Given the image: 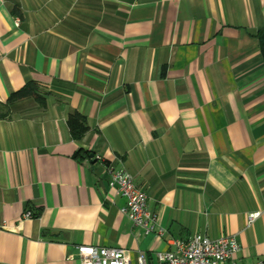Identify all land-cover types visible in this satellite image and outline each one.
Listing matches in <instances>:
<instances>
[{
    "label": "crops",
    "instance_id": "1",
    "mask_svg": "<svg viewBox=\"0 0 264 264\" xmlns=\"http://www.w3.org/2000/svg\"><path fill=\"white\" fill-rule=\"evenodd\" d=\"M262 29L264 0H0V264H79V245L160 264L195 233L264 264ZM29 82L45 107L6 103ZM107 163L146 193L152 231Z\"/></svg>",
    "mask_w": 264,
    "mask_h": 264
},
{
    "label": "built area",
    "instance_id": "2",
    "mask_svg": "<svg viewBox=\"0 0 264 264\" xmlns=\"http://www.w3.org/2000/svg\"><path fill=\"white\" fill-rule=\"evenodd\" d=\"M97 159L100 157L97 156ZM105 168L109 175V186L115 187L126 200L121 212L134 226L142 228L145 232L152 231L151 222L155 218L146 207V193L134 183L131 175L124 169H116L111 164H106ZM258 215L259 212L250 214L249 222ZM31 216L30 211H24V218ZM1 231L0 224V233ZM158 234L163 235V231L159 230ZM170 242L174 245L173 249L156 253L160 264H237L233 255L240 250V245L234 235L210 239L204 234L195 233L188 239H174ZM76 256L79 264H131L127 250L120 247L79 245ZM136 264H146L145 255L141 252L137 255Z\"/></svg>",
    "mask_w": 264,
    "mask_h": 264
},
{
    "label": "trees",
    "instance_id": "3",
    "mask_svg": "<svg viewBox=\"0 0 264 264\" xmlns=\"http://www.w3.org/2000/svg\"><path fill=\"white\" fill-rule=\"evenodd\" d=\"M258 40L262 55H264V29L258 32ZM25 98H33L40 107L46 106V97L39 91L38 84L34 82L26 83L20 89L12 92L6 103L10 104ZM66 124L71 137L75 140L81 139V137L88 131L86 117L78 111L68 114Z\"/></svg>",
    "mask_w": 264,
    "mask_h": 264
}]
</instances>
